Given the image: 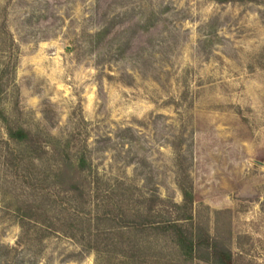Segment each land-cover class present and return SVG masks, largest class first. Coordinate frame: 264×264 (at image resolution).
Returning a JSON list of instances; mask_svg holds the SVG:
<instances>
[{
  "label": "rangeland",
  "instance_id": "rangeland-1",
  "mask_svg": "<svg viewBox=\"0 0 264 264\" xmlns=\"http://www.w3.org/2000/svg\"><path fill=\"white\" fill-rule=\"evenodd\" d=\"M0 87V264H197L147 216L264 264V0H0Z\"/></svg>",
  "mask_w": 264,
  "mask_h": 264
},
{
  "label": "trees",
  "instance_id": "trees-1",
  "mask_svg": "<svg viewBox=\"0 0 264 264\" xmlns=\"http://www.w3.org/2000/svg\"><path fill=\"white\" fill-rule=\"evenodd\" d=\"M219 3H226L232 0H215ZM1 92V87H0ZM0 118L7 124L8 136L11 140L19 144H23L29 139V132L23 126H11L8 117L4 110L0 107ZM58 149L63 151V160L60 170L55 174V177L66 188L79 191L81 189V182L79 177L82 171L86 170L90 163L84 152L77 155L75 158L64 150L61 145ZM184 203L193 204L196 196L192 189L186 187L182 182H179ZM178 209H183V205L174 203ZM189 220L193 219L192 215L185 214ZM142 225L151 229H160L164 233H171L172 243L177 248V254L185 256L186 258L196 260L197 264H238L240 260L239 255H235L231 249L219 247L210 236L209 232L202 226H193L187 228L177 220L166 218L163 222H156L150 216L142 220ZM145 248H151L149 245L135 244ZM17 247V246H16ZM0 248L12 250L7 246H0Z\"/></svg>",
  "mask_w": 264,
  "mask_h": 264
}]
</instances>
